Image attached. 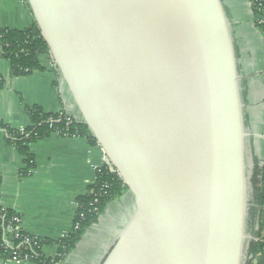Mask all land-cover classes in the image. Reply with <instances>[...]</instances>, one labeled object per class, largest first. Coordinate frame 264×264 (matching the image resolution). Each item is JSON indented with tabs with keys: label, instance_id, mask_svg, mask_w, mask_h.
Listing matches in <instances>:
<instances>
[{
	"label": "water",
	"instance_id": "obj_1",
	"mask_svg": "<svg viewBox=\"0 0 264 264\" xmlns=\"http://www.w3.org/2000/svg\"><path fill=\"white\" fill-rule=\"evenodd\" d=\"M134 200L100 264H246L255 167L222 0H26Z\"/></svg>",
	"mask_w": 264,
	"mask_h": 264
},
{
	"label": "crops",
	"instance_id": "obj_2",
	"mask_svg": "<svg viewBox=\"0 0 264 264\" xmlns=\"http://www.w3.org/2000/svg\"><path fill=\"white\" fill-rule=\"evenodd\" d=\"M222 2L232 26L238 70L244 77L242 96L254 160L264 166V30L255 25L249 0ZM35 25L25 0H0V30L22 31ZM44 59V70L13 77L9 62L0 57V124L13 130L31 127L28 110L32 108H39L43 114L63 113L80 120L57 69ZM29 153L34 171L22 176L24 157L5 141L0 131V206L19 216L26 234L55 241L71 231L76 199L87 194L95 178L94 169L103 166L106 158L97 145L56 133L31 143ZM133 211L134 200L126 191L107 205L97 223L61 264H100ZM255 231L264 242V209ZM42 252L52 258L56 247H43ZM0 264L29 263L0 257ZM246 264H264V256L248 257Z\"/></svg>",
	"mask_w": 264,
	"mask_h": 264
},
{
	"label": "trees",
	"instance_id": "obj_3",
	"mask_svg": "<svg viewBox=\"0 0 264 264\" xmlns=\"http://www.w3.org/2000/svg\"><path fill=\"white\" fill-rule=\"evenodd\" d=\"M251 8L255 25L261 31L264 30V26L257 24L258 16L264 17V0L261 3H253ZM48 55V48L36 25L22 31L0 30V57L9 62L11 76L22 77L35 71L44 70L40 59L41 57L48 58ZM28 115L32 124L31 127L13 130L0 124V131L4 135L5 141L24 157L22 176H28L29 171L34 169L29 145L51 134L76 136L85 139L89 144L96 145L90 131L81 119L76 120L69 117L71 124L50 123L51 119L56 120L65 114H43L39 108L28 110ZM254 163L255 167L251 179L253 196L247 220V231L252 237L249 242L248 257L253 258L259 254L264 256V242L259 240V235L255 231L264 209V166H260L256 160ZM89 190L88 194L76 199L77 213L83 215V219L78 218V216L74 218V223L78 224V228L68 237L56 241L26 235L20 228V224L16 222V220H20L19 216L0 206V257L5 261L27 259L33 264H51V261L44 257L41 250L46 246H55L58 255L55 261L61 264L73 251L85 232L97 223L107 205L128 191L119 176L113 173L112 168L106 163L97 172L96 180L89 187ZM94 201L96 203L89 207V204ZM93 208H96V212L93 211ZM24 236H27L29 242H25Z\"/></svg>",
	"mask_w": 264,
	"mask_h": 264
},
{
	"label": "built area",
	"instance_id": "obj_4",
	"mask_svg": "<svg viewBox=\"0 0 264 264\" xmlns=\"http://www.w3.org/2000/svg\"><path fill=\"white\" fill-rule=\"evenodd\" d=\"M255 2H257V3H261L262 2V0H249V3H250V5L252 6V4L253 3H255ZM260 14V13H259ZM257 24L258 25H261V26H264V17L263 16H258V21H257ZM43 60H45L44 58H46V57H41ZM42 59H40V61L42 60ZM48 60H50L51 61V59H50V56L48 55V58H47ZM52 62V61H51ZM54 122H64L65 124H71L72 122H71V120L69 119V117L68 116H66V115H64V116H62V117H59L58 119H56V120H53V119H51L50 120V123H54ZM51 126V125H50ZM58 134V133H57ZM66 136H68V135H66ZM102 167V166H101ZM100 167V168H101ZM100 168H95L94 169V172H95V178H94V181H93V183L91 184V185H93L94 184V182H95V180H96V176H97V172L99 171V169ZM33 169L32 170H30L29 171V173L28 174H31V173H33ZM106 187V186H105ZM90 192V190L87 192V194ZM96 203V201H94L93 203H91V204H89V207H92L94 204ZM77 209H78V205H77ZM93 211L94 212H96V208H93ZM76 216H78V218H80V219H83V215L82 214H80V215H78V213L76 212V214H75V217ZM74 217V218H75ZM16 222L17 223H19L20 224V228H21V222H20V220H16ZM78 228V224H75L74 223V221H73V226H72V228H71V231H69L68 233H65V234H63L59 239H64V238H66V237H68L75 229H77ZM17 230V229H16ZM26 235H28V234H26ZM59 239H57V240H59ZM24 240H25V242H29V239L27 238V236H24ZM56 241V240H55ZM57 250V249H56ZM41 252H42V250H41ZM43 253V252H42ZM44 255V254H43ZM57 252H56V254L52 257V258H47V257H45L46 259H49L50 261H51V264H59V262H56L55 260H56V258H57ZM10 261H12V262H22V263H29V264H33V263H31L30 261H28L27 259H25V260H21V261H18V260H15V259H13V260H10Z\"/></svg>",
	"mask_w": 264,
	"mask_h": 264
},
{
	"label": "rangeland",
	"instance_id": "obj_5",
	"mask_svg": "<svg viewBox=\"0 0 264 264\" xmlns=\"http://www.w3.org/2000/svg\"><path fill=\"white\" fill-rule=\"evenodd\" d=\"M43 62H44V60L42 59V60H41V63H43Z\"/></svg>",
	"mask_w": 264,
	"mask_h": 264
}]
</instances>
